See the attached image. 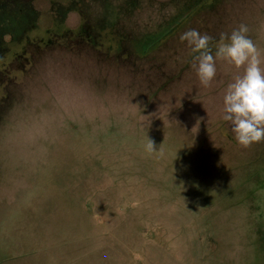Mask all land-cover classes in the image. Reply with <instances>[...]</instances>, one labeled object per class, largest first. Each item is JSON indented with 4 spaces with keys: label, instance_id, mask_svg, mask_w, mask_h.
<instances>
[{
    "label": "rangeland",
    "instance_id": "rangeland-1",
    "mask_svg": "<svg viewBox=\"0 0 264 264\" xmlns=\"http://www.w3.org/2000/svg\"><path fill=\"white\" fill-rule=\"evenodd\" d=\"M191 1L0 0V264H264V141L222 119L243 68L204 87L179 40L245 24L264 61V0L175 26Z\"/></svg>",
    "mask_w": 264,
    "mask_h": 264
},
{
    "label": "clouds",
    "instance_id": "clouds-1",
    "mask_svg": "<svg viewBox=\"0 0 264 264\" xmlns=\"http://www.w3.org/2000/svg\"><path fill=\"white\" fill-rule=\"evenodd\" d=\"M248 27L240 24L230 34H221L213 53L212 37L189 29L179 36L192 55V67L200 84L209 86L217 75V62L224 61L243 72L230 82L223 94L222 119L231 126L241 147L264 141V61L248 37ZM146 150H154L148 139Z\"/></svg>",
    "mask_w": 264,
    "mask_h": 264
},
{
    "label": "trees",
    "instance_id": "trees-1",
    "mask_svg": "<svg viewBox=\"0 0 264 264\" xmlns=\"http://www.w3.org/2000/svg\"><path fill=\"white\" fill-rule=\"evenodd\" d=\"M220 1L221 0H193V1H191V2H193V3H190V6H189V8L191 10H189L187 15L184 16V18L178 24H176L175 26H178V27L182 26V25L184 26L185 25L184 22L187 23L189 21V19H191L193 17V15H195L198 11H200V9L205 8V7H212V6L216 5V4H218V2H220ZM158 43L159 42H157V44ZM153 44H156V42L155 41L154 42H148L149 46H151ZM143 45H144L143 46V50L147 51V49H149V47H147V41H145L143 43Z\"/></svg>",
    "mask_w": 264,
    "mask_h": 264
}]
</instances>
